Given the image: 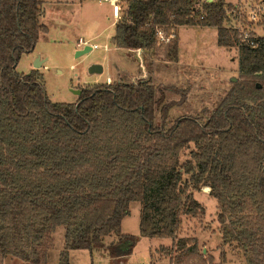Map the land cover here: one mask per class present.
Listing matches in <instances>:
<instances>
[{
  "label": "trees",
  "instance_id": "trees-1",
  "mask_svg": "<svg viewBox=\"0 0 264 264\" xmlns=\"http://www.w3.org/2000/svg\"><path fill=\"white\" fill-rule=\"evenodd\" d=\"M234 8L226 0H127L121 8L120 47L164 43L174 62L179 26L195 25L216 27L219 45L238 48L241 76L221 103L205 118L169 125L171 107L186 96L166 101L149 80L95 83L74 103L53 101L38 70L17 71L48 30L43 1L0 0V264H49L60 225L59 264H71L72 249L127 255L134 236L122 233V221L133 201L142 205V234L173 239V264H225V251L216 262L195 239L178 237L183 214L204 213L194 196L203 186L218 201L223 243L246 264H264V35L242 38L229 24ZM111 234L119 239L107 244Z\"/></svg>",
  "mask_w": 264,
  "mask_h": 264
},
{
  "label": "rangeland",
  "instance_id": "rangeland-1",
  "mask_svg": "<svg viewBox=\"0 0 264 264\" xmlns=\"http://www.w3.org/2000/svg\"><path fill=\"white\" fill-rule=\"evenodd\" d=\"M42 1V22L48 30L40 34L33 51L23 53L17 71L29 73L33 69L38 70L43 76L48 96L55 102L74 103L80 95L79 90L95 83L149 80L157 88V96L159 89L164 92L166 101H180L183 94L186 96L181 104L171 107V125L181 116L205 118V110L213 111L233 88L234 82L240 79L238 48L219 45L216 27L179 26V56L177 61L170 62L163 55L164 43L153 50L130 49L115 43L118 18L113 15L111 0ZM243 1L244 12H249L259 2ZM119 4L125 9L127 0H119ZM245 19L239 21L231 16L229 22L237 26L244 37L264 35L263 24H249ZM87 45L97 47L77 56V51ZM38 58L42 64L35 68ZM95 64L101 65L102 71H91V66ZM156 123H161L160 114ZM189 155L190 150L185 151L182 161ZM194 196L204 206V213L198 216L183 214L178 237L195 239L202 254L213 256L216 262L221 261V252L225 251V264H246L240 249L223 243L218 221L219 205L217 199L211 196L210 188L203 186L194 191ZM141 207L140 201L131 202L130 214L122 221V233L134 236L135 246L131 253L113 257L104 249H72L71 264H173L167 251L173 247V239L141 233ZM53 236L55 243L50 249L48 261L49 264H59L60 253L65 247V226H58ZM118 239V235L111 234L105 237V242L111 244ZM122 246L126 248L127 244ZM3 264L23 263L7 257Z\"/></svg>",
  "mask_w": 264,
  "mask_h": 264
},
{
  "label": "built area",
  "instance_id": "built-area-1",
  "mask_svg": "<svg viewBox=\"0 0 264 264\" xmlns=\"http://www.w3.org/2000/svg\"><path fill=\"white\" fill-rule=\"evenodd\" d=\"M242 1L243 0H238V2H236V4H234L235 8L233 10H231V12H232L231 16H233V18H238L239 21L243 18H246L245 21L249 22V24L258 23V24L264 25V0H259V2L257 3L256 6H253V7H251L250 10H248L249 12H247V11L244 12L245 4L242 3ZM111 3L113 5V15L116 18H118L120 15V11H121L119 0H111ZM246 6H248V5H246ZM229 24H230V22H229ZM230 25H231V27L237 28L239 30V28L237 26H233L232 24H230ZM242 35H243V33H241V37L244 39L250 38L252 36H257L255 34H253L251 36L246 35V37H244ZM159 40H160V42H164V41L168 40V38H166L164 36L162 31L159 32ZM93 47H97V45H93Z\"/></svg>",
  "mask_w": 264,
  "mask_h": 264
},
{
  "label": "water",
  "instance_id": "water-1",
  "mask_svg": "<svg viewBox=\"0 0 264 264\" xmlns=\"http://www.w3.org/2000/svg\"><path fill=\"white\" fill-rule=\"evenodd\" d=\"M114 41H115V39H114ZM91 50H92V46L87 45V46H85L83 49L78 50L77 53H76V55H77V56H80V55L85 54V53H87V52H89V51H91ZM41 64H42V61L38 58V59L36 60V62H35V68L40 67ZM90 69H91V71H94V72H100V71H102V66L99 65V64H95V65L91 66ZM80 93H81V90H79V94H80ZM0 185H1V184H0ZM123 247H124V246H122V248H123Z\"/></svg>",
  "mask_w": 264,
  "mask_h": 264
},
{
  "label": "crops",
  "instance_id": "crops-1",
  "mask_svg": "<svg viewBox=\"0 0 264 264\" xmlns=\"http://www.w3.org/2000/svg\"><path fill=\"white\" fill-rule=\"evenodd\" d=\"M227 1V0H226ZM227 2H229V1H227ZM229 3H233V2H229ZM195 26V25H194ZM197 27H201V26H197ZM180 40H181V38H180ZM179 47H180V44H179ZM139 50V49H138Z\"/></svg>",
  "mask_w": 264,
  "mask_h": 264
}]
</instances>
